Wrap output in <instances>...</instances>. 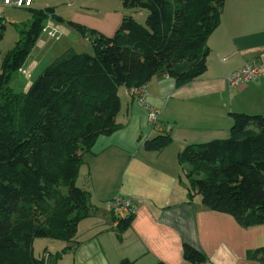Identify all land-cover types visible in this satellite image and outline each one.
Listing matches in <instances>:
<instances>
[{"label": "trees", "instance_id": "16d2710c", "mask_svg": "<svg viewBox=\"0 0 264 264\" xmlns=\"http://www.w3.org/2000/svg\"><path fill=\"white\" fill-rule=\"evenodd\" d=\"M121 1L146 8L144 24L124 14L108 36L46 7L31 8L29 24L16 25L19 36L0 61V264H52L34 254V239H73L90 211L89 194L76 183L79 168L97 137L120 127L114 122L120 86L141 87L157 73L182 86L206 69L207 39L220 23L225 0ZM50 18L88 38L91 51L67 48L26 90H14L12 76ZM229 115L228 137L189 143L178 153V178L189 201L200 195L203 208L230 213L241 225L264 223V114ZM170 142L171 135L162 133L145 146L159 150ZM130 220H120L119 228ZM183 258L193 264L207 260L187 244Z\"/></svg>", "mask_w": 264, "mask_h": 264}, {"label": "crops", "instance_id": "0c3cea01", "mask_svg": "<svg viewBox=\"0 0 264 264\" xmlns=\"http://www.w3.org/2000/svg\"><path fill=\"white\" fill-rule=\"evenodd\" d=\"M67 5L64 13L53 7L55 13L109 36L124 16L121 6L92 9L77 1ZM46 7L33 0L24 9ZM61 23L74 30L66 21ZM41 35L23 65L34 72L45 68L49 53ZM76 35V42L90 46L88 38ZM207 46L206 69L182 86L168 74L157 73L143 85L142 102L133 88H118L120 109L114 122L120 127L97 137L84 153L76 180L89 194V214L59 250H43L41 255L52 264H193L183 258L184 244L206 256L199 264H264V223L241 225L230 213L203 208L200 195L189 201L178 178V153L185 145L228 137L231 111L264 114V75L236 86L228 82V76L246 63L264 61V0H225ZM151 111L157 113L155 123L149 120ZM162 133L171 135L170 144L159 150L145 146ZM116 194L132 198L135 207L124 229L107 206ZM65 246L56 259L53 254Z\"/></svg>", "mask_w": 264, "mask_h": 264}, {"label": "rangeland", "instance_id": "374dc122", "mask_svg": "<svg viewBox=\"0 0 264 264\" xmlns=\"http://www.w3.org/2000/svg\"><path fill=\"white\" fill-rule=\"evenodd\" d=\"M77 1V3L84 4L86 7H91L92 9L99 6L104 7H113L121 6L124 14L133 16L139 23L144 24L147 9L143 7H124L121 0H37V4L45 7H54L56 11H61L64 13V10L68 9L69 3ZM33 2V1H32ZM99 2H104L100 3ZM30 7V6H29ZM9 9H4L3 11V23L5 24V29L3 31V37L0 40V61L3 54L12 49L17 40L19 34L16 25H22L29 19L32 15L30 11H26L25 7H8ZM56 20H53L52 23H49L53 28L60 32V37L54 39L53 37H47L46 35L42 36L45 41V48L49 49L48 56L44 59L45 65L47 66L56 55H60L64 49L74 45V47L79 52H88L91 51V46L85 45L84 43L76 42V38H79L76 34L77 31L72 28H69L66 24L61 22L57 23ZM46 24V23H45ZM91 28V27H90ZM95 29V28H93ZM68 30L71 31V34H68ZM97 30V29H96ZM99 31V30H98ZM76 32V33H75ZM44 33V32H43ZM79 33V32H78ZM114 34V33H113ZM112 34V35H113ZM109 36V35H108ZM57 53V54H56ZM59 53V54H58ZM45 66V67H46ZM43 69V68H42ZM42 71V70H41ZM41 71H31L26 67L20 68L18 71L14 72L12 76L11 86L14 90L22 91L26 90L32 81L41 73ZM252 81V80H251ZM65 244V241L47 237H37L33 242L34 254L40 256L43 250L46 248L60 249Z\"/></svg>", "mask_w": 264, "mask_h": 264}, {"label": "built area", "instance_id": "2783aa9c", "mask_svg": "<svg viewBox=\"0 0 264 264\" xmlns=\"http://www.w3.org/2000/svg\"><path fill=\"white\" fill-rule=\"evenodd\" d=\"M33 0H0V17L2 15V8L4 6L8 7H29L32 5ZM42 32L46 33L48 36L58 39L60 37V32L53 28L49 23H46ZM264 75V61L258 62H248L243 65L240 69L234 71L228 76V82L232 86H236L242 83H248L251 80H255L258 77ZM133 95L135 98L142 102L143 98V86L138 88H133ZM157 119V113L151 111L149 113V120L155 123ZM169 129V126H167ZM107 206L109 211L115 217L116 222L120 220H125L131 218L135 212V207L132 198L124 196L122 194L114 195L108 202Z\"/></svg>", "mask_w": 264, "mask_h": 264}]
</instances>
